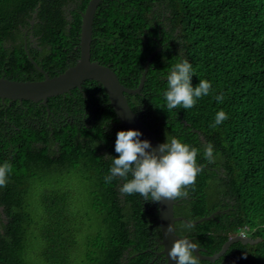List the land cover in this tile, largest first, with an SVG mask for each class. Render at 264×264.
Returning <instances> with one entry per match:
<instances>
[{
  "label": "trees",
  "instance_id": "trees-1",
  "mask_svg": "<svg viewBox=\"0 0 264 264\" xmlns=\"http://www.w3.org/2000/svg\"><path fill=\"white\" fill-rule=\"evenodd\" d=\"M89 1L0 0V78L42 81L33 62L50 78L73 66ZM91 39V62L110 68L128 89L138 87L147 58L160 48L140 94L125 95L127 103L160 144L177 137L199 149L201 171L175 199L174 216L193 222L223 212L196 226L177 222L176 235L195 241L205 256L234 236L257 240L199 264H264V0H101ZM179 58L192 64L193 86L207 79L212 89L193 108L168 111L162 91ZM3 103L0 128L6 119L26 138L0 141V157H15L21 167L0 184V264H77L72 252L81 264H150L157 202L125 195L121 178L107 179L110 156L118 155L111 123L119 122L102 86L86 82L82 93L72 90L46 106ZM86 104L96 106L95 123L78 114ZM221 109L229 118L212 127ZM209 143L213 161L203 155ZM70 174L85 186L86 222L56 179Z\"/></svg>",
  "mask_w": 264,
  "mask_h": 264
},
{
  "label": "clouds",
  "instance_id": "clouds-1",
  "mask_svg": "<svg viewBox=\"0 0 264 264\" xmlns=\"http://www.w3.org/2000/svg\"><path fill=\"white\" fill-rule=\"evenodd\" d=\"M193 75V66L187 59L179 58L171 66L162 91L168 111L193 108L200 98L210 95L211 81L199 79L193 86ZM215 99L222 103L223 94L216 95ZM228 118L223 109L217 111L212 127L221 125ZM141 136L137 129H122L116 133L114 151L118 155L110 156L112 164L107 179L121 178L123 194L138 193L145 201L160 202L184 196L186 193L182 189L194 184L201 171L197 163L199 149L177 137H166L157 149H152L150 141ZM203 155L209 161L215 159L211 143L206 145ZM11 169L8 161L0 162V184L5 182ZM197 249L195 241L181 238L173 242L168 256L174 264H199V257L194 254Z\"/></svg>",
  "mask_w": 264,
  "mask_h": 264
},
{
  "label": "water",
  "instance_id": "water-1",
  "mask_svg": "<svg viewBox=\"0 0 264 264\" xmlns=\"http://www.w3.org/2000/svg\"><path fill=\"white\" fill-rule=\"evenodd\" d=\"M100 2L101 0H90L85 11L80 14L81 27L79 38V58L73 66L69 67L62 74L50 78L33 62V65L36 67V69L43 74L44 79L37 82H16L2 77L0 78V100L2 102L8 100L10 102L20 103L24 101H30L46 106L48 99L70 94L72 90H78L80 93H82L83 84L89 81H94L101 85L104 89L109 99V104L112 107L119 122V126L125 130H139L142 133L141 139L149 140L152 145V149H157L160 144L157 140V135L154 131L150 130L143 123V121H141L135 112L131 110L125 95L140 94L145 83L149 64L160 51V48H157L147 58L137 88L128 89L121 85L117 76L110 68L95 62H91L90 60L93 19ZM83 96L85 95L83 94ZM178 203L179 201L168 199H163L162 201L157 202L158 208L156 210V225L158 226L160 232L158 245L162 247L160 254L164 256L166 264H174V261H172L168 256V250L172 247L174 241L181 239L175 233V223L183 222L188 226H196L202 222L213 220L217 215L223 214V212L218 211L208 217L189 222L185 218L174 216V207L178 205ZM237 242H240L243 245H251L255 244L257 240H251L247 237L238 235L231 237L222 246L221 250L217 254L205 257L200 254L201 252H204V250L200 248H198L194 254L199 257V261L214 262L222 257L232 244Z\"/></svg>",
  "mask_w": 264,
  "mask_h": 264
},
{
  "label": "flooded vegetation",
  "instance_id": "flooded-vegetation-1",
  "mask_svg": "<svg viewBox=\"0 0 264 264\" xmlns=\"http://www.w3.org/2000/svg\"><path fill=\"white\" fill-rule=\"evenodd\" d=\"M34 18H35V13L32 16V19L29 21L31 27L33 26ZM31 27L29 29H31ZM28 30L25 31V34L28 33L27 32ZM28 39H29V43H31L32 47H34L36 42H35V39L32 37V35H29ZM2 104H4V103L2 102ZM77 111H78V114H80L82 116L83 122H85L86 116L89 115L90 119L87 121V123H90V122L95 123L93 121V118L95 117L94 114L97 111L96 106H92L91 104H86V106L84 108L78 106ZM55 121H57V120H55ZM49 124H51V122H49ZM111 125H112L111 127H112V133L113 134H116L119 130L123 129L119 126V123H118V125H116L112 122ZM34 126H37V124H34ZM39 127L37 128V130L41 132V128H39ZM87 127H89V126L87 125ZM48 129H50V127H48ZM22 131H24V130L16 128L14 124H12L10 121L5 119L4 125L0 128V141L6 140L7 143H9V142L11 143V142H14L15 140L19 139L20 137H22V139L26 138L25 136H23ZM14 160H15V157H12L10 155L5 156V157L4 156L0 157V162L8 161L12 165L11 170H13V171L20 170L21 169V167L19 168L20 165L17 164V162H15ZM150 219L152 220V224L150 225V227L156 228L154 235H152V233H151V237H150V241H151L150 244H152V243L155 244L153 246L154 257L151 259L150 264H166V260H165L164 256L160 254L162 251V248H160L158 245V241L160 239L159 238L160 232H159L158 226L156 225L157 218H150ZM203 256H205V255H203ZM205 257H208V256H205Z\"/></svg>",
  "mask_w": 264,
  "mask_h": 264
},
{
  "label": "rangeland",
  "instance_id": "rangeland-1",
  "mask_svg": "<svg viewBox=\"0 0 264 264\" xmlns=\"http://www.w3.org/2000/svg\"><path fill=\"white\" fill-rule=\"evenodd\" d=\"M56 176L57 181H59V186H63L64 188L66 187L68 190L67 191L70 194V199H71V204L74 203V211H78L79 218H84L83 222H86V217L85 214H89V210H88V199L86 192H85V186L82 185V180L78 177V175H74V174H70L69 176H65V177H60ZM52 179V178H51ZM73 200H75V202H73ZM93 218V217H90ZM77 222H75L74 224H76ZM77 226V224H76ZM78 227V226H77ZM92 228L96 229V227ZM79 254H77V252H72V260L73 261H77V264H81V261L83 259V257L78 256ZM36 264V263H35ZM41 264V263H40Z\"/></svg>",
  "mask_w": 264,
  "mask_h": 264
}]
</instances>
